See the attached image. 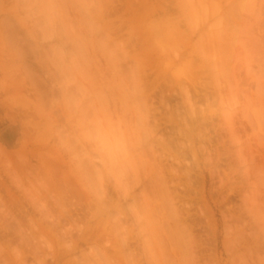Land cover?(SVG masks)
<instances>
[{"label":"rangeland","instance_id":"1","mask_svg":"<svg viewBox=\"0 0 264 264\" xmlns=\"http://www.w3.org/2000/svg\"><path fill=\"white\" fill-rule=\"evenodd\" d=\"M0 264H264V0H0Z\"/></svg>","mask_w":264,"mask_h":264},{"label":"bare ground","instance_id":"2","mask_svg":"<svg viewBox=\"0 0 264 264\" xmlns=\"http://www.w3.org/2000/svg\"><path fill=\"white\" fill-rule=\"evenodd\" d=\"M200 47H201V46H200ZM211 51H212V50H211ZM208 56H209V54H208ZM211 56H212V55H211ZM134 79H135V78H134ZM102 98H103V97H102ZM103 100H104V99H103ZM104 101H105V100H104ZM140 111H141V110H140ZM138 114H139V113H138ZM107 117H109V116H107ZM143 117H144V116H143ZM143 117H141V116L139 115V117H138L137 119H139V118L143 119ZM142 121H143V120H141V122H142ZM105 122H106V121H105ZM107 122L109 123V120H108ZM139 122H140V121H139ZM141 122H140V123H141ZM110 123H111V122H110ZM137 123H138V122H137ZM105 124H107V123H105ZM110 125H111V124H110ZM139 125H140V124H139ZM106 126H107V125H105V127H106ZM141 126H142V125H141ZM99 128H100V126H99ZM108 128H110V127H108ZM111 128H112V127H111ZM102 130H103V129H102ZM108 130H109V129H108ZM111 131H112V130H111ZM114 132H115V131L113 130V133H114ZM102 133H103V132H102ZM142 133H143V132H142ZM104 134H105V133H104ZM114 134H115V133H114ZM143 134H144V133H143ZM115 135H116V134H115ZM144 135H145V134H144ZM121 139L123 140L122 137H121ZM114 142H115V143L117 142L116 146H118V148H120V146L123 145V142H122L121 140L119 141L118 138H117L116 141H115V138H114ZM118 142H120V143H118ZM121 142H122V144H121ZM118 144H119L120 146H119ZM129 145H130V144H129ZM129 145H128V146H129ZM124 146H125V144H124ZM129 147H130V146H129ZM120 149H121V148H120ZM120 149H119V150H120ZM119 150H117V151H118V156L121 155L120 157L123 159V158H124V157H122L123 150H122V151L120 150V151H121V154H120V151H119ZM125 150H126V149H124V151H125ZM109 153H110V152H109ZM113 153H114V152H113ZM113 153H112V154H113ZM125 153H126V152H125ZM130 154H131V153H130ZM141 154H142V153H141ZM123 155H125V154H123ZM132 155H133V154H132ZM132 155H131V156H132ZM147 155H148V154H147ZM111 156H112V155H111ZM126 156H127V153H126ZM138 156H139V155H138ZM138 156H137V158H138ZM141 156H142V155H141ZM145 156H146V155H144V157H145ZM128 157H129V156H128ZM135 157H136V156H135ZM148 157L150 158L151 155H150V156L148 155ZM126 158H127V157H126ZM139 158H140V157H139ZM139 158H138V159H139ZM145 158H147V157H145ZM118 159H119V158H118ZM138 159H137V160H138ZM124 160H125V158H124ZM129 160H131V159H128V158H127V161L125 160L124 163L128 162ZM143 160H144V159H143ZM143 160H142V161H143ZM147 160H148V159H147ZM151 160H153V158H151ZM113 161H114V157H113ZM135 161H136V160H134V162H135ZM153 161H154V160H153ZM131 162H132V161H130V164H129L130 167H131ZM128 163H129V162H128ZM136 163H137V162H136ZM139 163H140V162H139ZM143 163H144V161H143ZM149 163H151V161H150ZM149 163H147L146 165L148 166ZM132 164H133V163H132ZM151 164H152V163H151ZM112 165H113V163H112ZM114 165H115V164H114ZM122 165H123V164H122ZM134 165H136V164H134ZM134 165H133V166H134ZM137 165H138V164H137ZM137 165H136V166H137ZM141 165H142V164H141ZM124 166H125V165H124ZM147 166H145V167H147ZM149 166H151V165L149 164ZM125 167H127V170L129 169L128 166H127V163H126V166H125ZM145 167H143V168L145 169ZM151 167H152V169H153L155 166H154V167L151 166ZM131 168H132V167H131ZM133 168L135 169V166H134ZM155 168H156V167H155ZM155 168H154V169H155ZM116 169H117V168H116ZM139 169H140V168H139ZM154 169H153V171H154ZM129 170H130V169H129ZM141 170H142V169H140V171H141ZM148 170H150V172L152 171L151 168H149ZM156 170H157V169H156ZM140 171H139V172H140ZM118 172H119V170H118ZM131 172L134 173V171H131ZM154 172H155V171H154ZM114 173H115V172H114ZM152 173H153V172H152ZM158 173L161 174V172H158ZM158 173H156V174L159 175ZM156 174H155V176H156ZM116 175H117V174H116ZM132 175H133V174H132ZM153 175H154V173H153ZM153 177H154V176H153ZM157 178H158V177H157ZM159 179H160V178H159ZM159 179H156V181H158ZM161 180H162V179H161ZM157 183H159V181H158ZM159 185H160V186H163L161 183H160ZM164 187H165V186H164ZM161 189H162V188H161ZM162 190H163V189H162ZM159 192H160V191H159ZM147 202H148V201H146L145 203L147 204ZM149 203H150V202H149ZM147 206H148V204H147ZM149 217H150V216H149Z\"/></svg>","mask_w":264,"mask_h":264}]
</instances>
